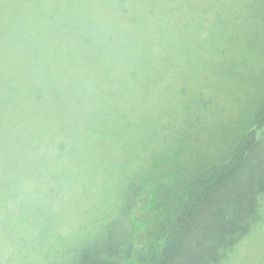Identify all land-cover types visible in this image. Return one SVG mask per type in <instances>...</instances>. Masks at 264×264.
<instances>
[{
	"label": "trees",
	"instance_id": "1",
	"mask_svg": "<svg viewBox=\"0 0 264 264\" xmlns=\"http://www.w3.org/2000/svg\"><path fill=\"white\" fill-rule=\"evenodd\" d=\"M179 10L176 0H0V249L49 243L64 264H223L264 221V99L201 171L175 166L167 181L163 155L145 144L96 177L116 102ZM85 203L96 214L77 217Z\"/></svg>",
	"mask_w": 264,
	"mask_h": 264
},
{
	"label": "rangeland",
	"instance_id": "2",
	"mask_svg": "<svg viewBox=\"0 0 264 264\" xmlns=\"http://www.w3.org/2000/svg\"><path fill=\"white\" fill-rule=\"evenodd\" d=\"M176 4L180 7L176 22L147 59L149 70L128 80L116 102L122 109L111 123V146L98 151L92 163L101 182L100 174L111 173L126 153H142L145 144L163 155L156 168L163 165L167 181L175 166L186 167L191 174L222 161L264 99V0H176ZM158 124L162 132L146 139ZM132 156L138 160V154ZM143 195L133 206L138 215ZM82 205L76 207L80 218L86 209L92 210L90 204ZM92 211L96 214V207ZM143 230L140 222L131 238L136 249ZM62 253L49 243L0 249V264H64ZM129 258L122 264H129ZM223 264H264V221Z\"/></svg>",
	"mask_w": 264,
	"mask_h": 264
}]
</instances>
